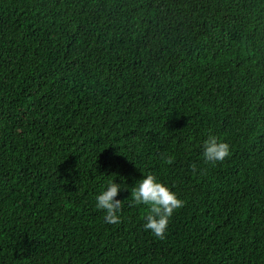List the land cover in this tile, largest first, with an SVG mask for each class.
I'll return each instance as SVG.
<instances>
[{"label":"trees","instance_id":"1","mask_svg":"<svg viewBox=\"0 0 264 264\" xmlns=\"http://www.w3.org/2000/svg\"><path fill=\"white\" fill-rule=\"evenodd\" d=\"M150 172L185 201L163 240ZM0 264H264V0H0Z\"/></svg>","mask_w":264,"mask_h":264},{"label":"clouds","instance_id":"2","mask_svg":"<svg viewBox=\"0 0 264 264\" xmlns=\"http://www.w3.org/2000/svg\"><path fill=\"white\" fill-rule=\"evenodd\" d=\"M232 155V145L216 135H209L203 142L205 164L216 165ZM171 162V160H169ZM193 175L200 171L196 164L191 165ZM144 175V174H143ZM123 185L109 181L105 190L96 197V208L102 210L104 221L108 224L121 223L123 200L117 199ZM130 206H146L144 229L151 231L158 239H165L170 219L182 208L185 201L155 174L148 173L131 189Z\"/></svg>","mask_w":264,"mask_h":264}]
</instances>
